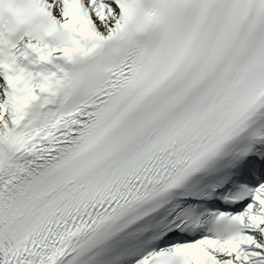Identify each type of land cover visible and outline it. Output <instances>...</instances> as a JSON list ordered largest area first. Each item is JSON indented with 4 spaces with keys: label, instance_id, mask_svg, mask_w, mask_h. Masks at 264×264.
Here are the masks:
<instances>
[{
    "label": "snow or ice",
    "instance_id": "obj_1",
    "mask_svg": "<svg viewBox=\"0 0 264 264\" xmlns=\"http://www.w3.org/2000/svg\"><path fill=\"white\" fill-rule=\"evenodd\" d=\"M0 264H264V0H0Z\"/></svg>",
    "mask_w": 264,
    "mask_h": 264
}]
</instances>
